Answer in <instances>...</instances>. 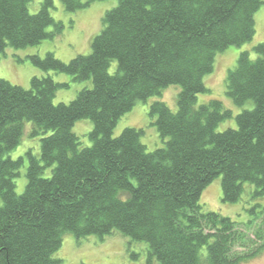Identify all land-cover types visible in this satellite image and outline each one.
<instances>
[{
    "label": "trees",
    "instance_id": "obj_1",
    "mask_svg": "<svg viewBox=\"0 0 264 264\" xmlns=\"http://www.w3.org/2000/svg\"><path fill=\"white\" fill-rule=\"evenodd\" d=\"M0 0V56L61 34L50 10L54 0ZM106 0H61L69 13ZM92 41L89 55L69 63L53 53L28 60L43 72L91 82L69 104L55 105L67 84L34 77L30 89L0 79V264H60L54 254L63 237L121 234L146 243L158 264H240L264 252V44L238 57L226 95L198 106L204 79L217 56L250 43L261 0H117ZM49 28L54 31L49 32ZM114 63L117 68L110 69ZM180 86L178 111L155 102L151 125L163 147L149 152L144 129L113 131L139 101ZM252 103L251 108H245ZM93 124L91 146L82 147L75 123ZM235 119L236 128L218 127ZM41 137L40 155L28 152L27 185L16 194L25 159L7 155L20 143L24 123ZM50 171V175L46 173ZM222 178V202L244 198L248 220L205 212V189ZM245 192V193H244Z\"/></svg>",
    "mask_w": 264,
    "mask_h": 264
},
{
    "label": "rangeland",
    "instance_id": "obj_2",
    "mask_svg": "<svg viewBox=\"0 0 264 264\" xmlns=\"http://www.w3.org/2000/svg\"><path fill=\"white\" fill-rule=\"evenodd\" d=\"M261 1L263 5L255 14L256 34L253 40L246 45L231 47L217 56L213 72L204 79L208 92L198 96V106L207 104L212 100H218L223 103L226 109L233 112L234 117L244 109L236 107L227 97L225 81L229 71L236 66L241 53L249 51L252 58H255L252 49L258 44H264V0ZM42 2L43 0H35L29 7L30 12L32 14L37 13ZM117 3V0L94 2L88 8L69 13L61 0H54V9H51L50 12L56 22L63 23L64 27L61 34H56L54 38L45 40L35 47L22 50L8 48L5 55L0 56V79L15 86L30 89L31 80L34 77L51 76L56 83L68 85L67 88H61L57 92L54 100L55 105L69 104L80 91L91 87L92 83L75 82L71 76L66 74L43 72L32 65L28 57L38 55L44 58L46 54L53 53L60 61L69 63L78 55H89L92 51L93 39L103 29L102 20L105 14L115 8ZM48 31L52 32L54 28H49ZM116 68L117 63H114L110 73H113ZM180 92V86H170L162 90L159 96L155 95L146 101L137 102L131 112L123 116L118 122L113 131V137L120 136L126 128L144 129L145 134L141 141L149 152L163 147V139L157 127L151 125L149 110L155 102H163L176 113ZM251 106L252 103L245 108H251ZM33 128L31 122L24 123V133L19 145L7 155L13 161L20 158L25 159L24 166L20 170V176L15 180V191L19 196L25 192L27 185L26 170L29 161L27 153L31 151L35 156L40 155L41 137H31ZM229 128H236L235 119L222 123L218 127V131H226ZM92 129L93 124L90 120L83 119L75 123L73 132L80 138L82 147L91 146L88 135ZM48 175H50V171L46 173V176ZM244 191L247 194H243L240 202L224 204L222 202V178L218 177L203 192L200 205L205 212H216L239 222H246L249 216L244 210L246 208L243 200L247 195L248 197L251 196L254 187L246 183L244 184ZM107 238L102 241L98 237L79 240L73 234H66L63 237L61 248L54 254V259L61 261L60 264H158L156 260L149 259V248L146 243L132 242L129 238L118 233ZM240 264H264V252Z\"/></svg>",
    "mask_w": 264,
    "mask_h": 264
},
{
    "label": "bare ground",
    "instance_id": "obj_3",
    "mask_svg": "<svg viewBox=\"0 0 264 264\" xmlns=\"http://www.w3.org/2000/svg\"><path fill=\"white\" fill-rule=\"evenodd\" d=\"M114 235H115V234L113 233L112 235H109V236L103 237L102 239L99 238V239L102 241V240H104L105 238H107V237H113ZM107 239H108V238H107Z\"/></svg>",
    "mask_w": 264,
    "mask_h": 264
}]
</instances>
